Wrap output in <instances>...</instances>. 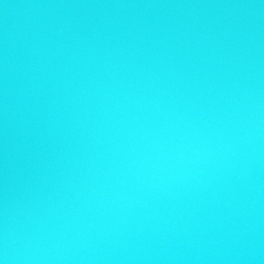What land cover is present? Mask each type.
Wrapping results in <instances>:
<instances>
[{
  "label": "water",
  "instance_id": "water-1",
  "mask_svg": "<svg viewBox=\"0 0 264 264\" xmlns=\"http://www.w3.org/2000/svg\"><path fill=\"white\" fill-rule=\"evenodd\" d=\"M0 264H264V0H0Z\"/></svg>",
  "mask_w": 264,
  "mask_h": 264
}]
</instances>
